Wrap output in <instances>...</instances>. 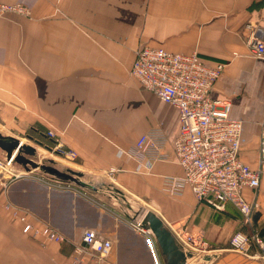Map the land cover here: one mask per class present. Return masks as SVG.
I'll return each instance as SVG.
<instances>
[{"label": "crops", "instance_id": "obj_1", "mask_svg": "<svg viewBox=\"0 0 264 264\" xmlns=\"http://www.w3.org/2000/svg\"><path fill=\"white\" fill-rule=\"evenodd\" d=\"M0 1L31 9L29 16L0 15V119L38 125L44 130L31 129L39 134L53 129L64 149L75 151L73 159H64L96 183L61 190L34 178L13 180L0 194V264H72L86 228L109 238L112 249L83 264H162L152 239L132 227L127 211L134 205L123 208L126 202L154 210L171 229L184 224L201 232L205 254L216 257L206 261L202 254L190 264H264L254 243L246 252L230 245L238 230L264 239V166L260 185L244 190L257 204L250 222L234 205L217 210L190 189L167 193L163 177L182 173L173 153L179 113L130 74L143 45L197 52L210 65L226 63L212 97L230 100L231 117L243 123L241 157L258 166L264 57L252 53L248 40L253 33L264 37V0ZM153 127L166 132L170 159L146 172L123 151ZM17 206L27 209L29 221L50 225L66 239L25 232L22 214L12 210Z\"/></svg>", "mask_w": 264, "mask_h": 264}, {"label": "built area", "instance_id": "obj_2", "mask_svg": "<svg viewBox=\"0 0 264 264\" xmlns=\"http://www.w3.org/2000/svg\"><path fill=\"white\" fill-rule=\"evenodd\" d=\"M8 12L31 15V9L21 3L0 1V15ZM248 43L255 56L264 57V37L261 34L253 33ZM225 66L224 62L210 65L197 52L184 53L160 46L143 45L136 50L130 74L144 89L175 106L179 113L180 130L173 142V153L182 173L165 175L162 180L164 190L171 195H181L190 189L198 201L217 210H224L226 205L232 204L241 211L245 221L250 222L257 204L246 198L244 190L260 185L264 166V135L258 166H252L241 157L243 123L231 117L230 100L212 97V89ZM46 136L52 140L51 149L57 155L72 159L75 157V151L64 149L57 133L50 130ZM168 142L166 132L160 127H153L142 133L136 144L123 152L135 158L146 172H150L157 161L170 159L166 150ZM14 166L12 158L0 159V192L10 183L8 178L14 174ZM114 171L110 169L108 173ZM30 172L33 171L20 169L14 177L37 178L45 181L49 187L61 190L77 187L50 175H30ZM110 192L113 193V190L110 189ZM12 210L17 215L22 214L25 232L41 233L49 240L58 242L66 239L50 225H35L21 209ZM131 225L137 232L152 239L135 219ZM172 231L185 250L195 254L194 258L207 252L208 244L201 232H190L184 224ZM253 243L264 258V239L260 235H249L238 230L230 238L231 247L241 252L248 251ZM153 244L155 246L154 241ZM111 249L112 241L109 238H101L94 229L86 228L81 242L74 245L72 264H83L87 256L106 257ZM94 264H99V260Z\"/></svg>", "mask_w": 264, "mask_h": 264}, {"label": "water", "instance_id": "obj_3", "mask_svg": "<svg viewBox=\"0 0 264 264\" xmlns=\"http://www.w3.org/2000/svg\"><path fill=\"white\" fill-rule=\"evenodd\" d=\"M0 149L5 152L7 160L12 158L14 164L26 171L40 170L44 175L56 177L62 181L70 182L84 189L96 188L92 180L84 179L80 171L68 167L56 166L53 159L48 162L37 161L32 158L35 148L25 144L18 137L0 132ZM112 188H108L110 191ZM152 237L163 264H190L189 260L195 257L191 251L185 250L167 222L154 210L143 208L134 218ZM216 254H205L203 260L210 261Z\"/></svg>", "mask_w": 264, "mask_h": 264}, {"label": "rangeland", "instance_id": "obj_4", "mask_svg": "<svg viewBox=\"0 0 264 264\" xmlns=\"http://www.w3.org/2000/svg\"><path fill=\"white\" fill-rule=\"evenodd\" d=\"M33 126L39 128L40 130L42 129L41 127H39L38 125H35V124H27V123H15V124H13V123H8L7 121H5V120L3 121L0 119V132H2L3 134H6V135H13L15 137H18L20 140L24 141L25 144L32 145L35 148V153L32 156V158L34 160L42 161V162H48L49 159H53L56 163V166H58L60 168L68 167V168H71L73 170H76V168H74V166L71 163H69L67 160L64 159L65 156L64 157L59 156V155H57V153H55L51 149V147L53 146L52 142L50 143L49 141H46L45 143H42L43 140H42V137L40 136V134L38 132L36 133L33 129H31V127H33ZM42 130H44V129H42ZM50 130L54 131L53 129H48V130H46V134ZM4 157H5V152L2 149H0V159H3ZM20 169H22V168L19 165L15 164V166L12 170V172L14 174L8 178V181H10V183L13 180L17 179V178L15 179L14 175L17 174V172H19ZM76 171H78V170H76ZM30 173H31L30 175H32V174L37 175V174H41L42 172L40 170H35L34 172H30ZM20 178H27V177H19L18 179H20ZM83 178L87 179L89 177H87V175H84ZM34 179H37V178H34ZM37 180H39V179H37ZM40 181H42V180H40ZM43 182H45V181H43ZM9 184H7V187L4 188L0 192V194L4 193L7 190V188L9 187ZM120 202H122V201L120 200ZM130 204L134 205V208H133V206H130L129 211H127L128 215L130 216L131 219H134L136 216V213L138 211H140L141 209L148 208L146 206L142 208L141 205H135L134 203H127V202L123 203V208L129 207ZM18 208L24 212L27 211V209H24L22 207H18ZM194 259H196V258H194ZM159 260L162 263L160 256H159ZM193 262H194V260H193Z\"/></svg>", "mask_w": 264, "mask_h": 264}, {"label": "trees", "instance_id": "obj_5", "mask_svg": "<svg viewBox=\"0 0 264 264\" xmlns=\"http://www.w3.org/2000/svg\"><path fill=\"white\" fill-rule=\"evenodd\" d=\"M40 136L42 137V140H43L42 143H45L46 141H49L51 143V141L48 139V137L46 136L44 132H41Z\"/></svg>", "mask_w": 264, "mask_h": 264}, {"label": "bare ground", "instance_id": "obj_6", "mask_svg": "<svg viewBox=\"0 0 264 264\" xmlns=\"http://www.w3.org/2000/svg\"><path fill=\"white\" fill-rule=\"evenodd\" d=\"M24 143V141H22Z\"/></svg>", "mask_w": 264, "mask_h": 264}]
</instances>
